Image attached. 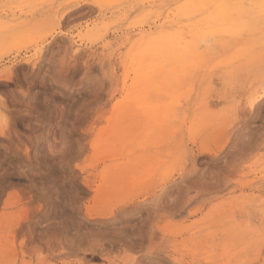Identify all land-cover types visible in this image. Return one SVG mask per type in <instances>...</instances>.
I'll use <instances>...</instances> for the list:
<instances>
[{
  "label": "rangeland",
  "instance_id": "1",
  "mask_svg": "<svg viewBox=\"0 0 264 264\" xmlns=\"http://www.w3.org/2000/svg\"><path fill=\"white\" fill-rule=\"evenodd\" d=\"M0 264H264V0H0Z\"/></svg>",
  "mask_w": 264,
  "mask_h": 264
}]
</instances>
